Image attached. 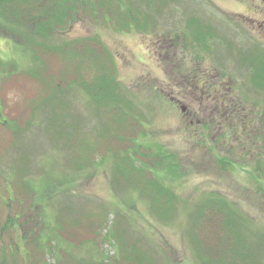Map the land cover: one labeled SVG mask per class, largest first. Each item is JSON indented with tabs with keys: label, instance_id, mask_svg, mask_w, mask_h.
Returning <instances> with one entry per match:
<instances>
[{
	"label": "rangeland",
	"instance_id": "374dc122",
	"mask_svg": "<svg viewBox=\"0 0 264 264\" xmlns=\"http://www.w3.org/2000/svg\"><path fill=\"white\" fill-rule=\"evenodd\" d=\"M75 2L76 16L64 28L53 30L57 43L69 42L62 57L57 51H44L38 73L27 72L35 67L33 60L11 39L0 36V60L5 64L0 68V263L23 264L31 256L41 258L40 264H203L194 234L208 248L217 237L215 231L223 226L229 237L230 230L239 233L244 257L233 260L234 264H264V164L258 159L262 146H231L248 152L244 157L251 161L247 168L236 163L241 158L226 151L219 153L210 144L186 148L184 137L175 129L176 111L152 92L161 86L159 81L166 79L158 69L154 47L165 45L171 53L177 52L176 60L167 63L173 70L196 67L200 58L194 46L198 13L264 9V0ZM236 14V25L254 34L256 23L250 24L249 19L258 20L256 17L262 15L246 13L244 18ZM188 17H194L192 25L187 23ZM139 22L144 26H138ZM217 34L229 40L226 32ZM89 37L95 41L88 46L77 44V52L70 45ZM98 41L104 46L102 56L97 55ZM216 45L223 48L219 40ZM90 46L98 48L92 53ZM231 49L230 56L204 53V63H215L231 75L235 89L241 91L243 108L256 106L257 115L262 112L264 116V101L259 98L260 94L264 97V42L241 39ZM98 57L107 73L114 70L118 83L115 96L124 91V100L131 101L147 130L148 134L140 137L145 146L132 153L135 164L140 163L139 152L153 153L149 146L156 149L161 145L158 139L171 147L167 151L170 158L153 167L158 170L161 185L168 186V198L156 194L158 182L145 183L144 178L151 173L143 177L121 159L126 154L123 149L134 148L128 146V140L135 133L133 123L120 118L112 108L117 100L112 103L105 91L97 94L94 103L86 92L88 85L83 89L67 78L59 87L67 85L66 89L58 93L57 81L51 80L50 75H58L59 68L63 73L68 63L69 73L66 70L64 75L70 77L73 72L83 84L96 82L101 73ZM177 70V80L172 82L175 89L183 87ZM56 92L58 96L53 95ZM254 131L249 132L256 134ZM116 132L121 138L115 137ZM238 134L243 141L247 138L240 131ZM218 154H226L233 166L222 167ZM146 160L144 165H148ZM213 196L227 199L242 214L243 221L236 219L234 228V217L230 222V218H217L213 213L215 203L210 199ZM32 203L39 205L37 212L30 211ZM9 205H23L24 216L19 221L29 216L36 221L34 227L39 226L34 229L30 223L22 225L27 240L42 233L39 241L43 244L37 256L31 254L35 245L26 242L31 251L27 252L21 228L10 222L13 211L19 210ZM50 234L56 238H50ZM234 238L231 234L230 239Z\"/></svg>",
	"mask_w": 264,
	"mask_h": 264
},
{
	"label": "trees",
	"instance_id": "16d2710c",
	"mask_svg": "<svg viewBox=\"0 0 264 264\" xmlns=\"http://www.w3.org/2000/svg\"><path fill=\"white\" fill-rule=\"evenodd\" d=\"M75 0H0V36L3 37H7L9 39H11L14 44H16L17 46L20 47L21 52L25 53L27 55V57L29 59H32L33 62L35 63V67L32 68V71H27V72H34V73H38V69L37 66H39V64L42 61L43 58V54L44 51L47 53H55V51L59 52L60 57H62V53L64 51V47L66 44H68L69 42H62V43H57L55 40L56 38L53 35V30L56 28H64L66 26V23L68 21H70L72 18H74L76 16L77 13H74L76 11V5H75ZM125 13H131L130 10L128 12V10H126ZM145 15V14H144ZM129 17L132 18H136V15H129ZM194 17H188V24H191V21L193 20ZM196 19V18H195ZM128 22V21H127ZM130 23V20H129ZM138 26H144L142 25L140 22L137 24ZM192 25V24H191ZM193 29V26H192ZM192 37L194 38L193 35V30H192ZM86 40H88L89 42H86ZM92 41H95L93 38L89 37V39H85L84 42L83 41H78V40H74L70 43L71 46H74V51L77 52L76 49V45L77 44H83V45H91L90 42L92 43ZM96 45V44H95ZM98 45L100 46V49H97L94 46H90L93 47L91 48V52L94 53L95 50L97 49V55L102 56L103 54H101V51L103 50V45H101L98 41ZM83 50V49H82ZM86 50H83V53H85ZM258 57L254 58V61H257ZM98 60L96 61L97 65L99 66V69L101 70L100 76L97 78V81L94 82V80L90 83V84H83V82L80 80L75 79V77L73 76V72L69 74L70 77H67L68 73H69V68H68V63H67V68H65L67 70V75H64L66 70L62 73L61 69L59 68V74L56 75H50L52 76L51 80L54 83V80L57 81V92H64V89H66L67 85H65L64 88H59L60 85L65 84L64 79L67 78L70 81H74V83L76 84H80L82 86V88H85V85H88V89L86 92H88L91 96L92 101L95 103L98 99L97 94L100 92H105L108 91L109 93L107 94V96H109L111 98V102L115 103V101L117 100V105H114L112 108H114V110H117L119 112V116L120 118H122L124 120V118H128L133 124H137L138 128H134V133L135 135L130 136L129 140H128V146L132 145V147H134L133 149H123V151L126 152L125 155H123V160L126 161L127 163H129L132 168L138 172V174L142 175L143 177H145V172H147L145 169H149L151 168L149 165H144V161H142L141 159L145 160L149 162V157L146 153H141L139 152V159L141 161V163L139 164H134V158H133V150L135 148L140 149L141 147L145 146V143L142 142L143 139H140L141 135H145L148 134L147 130L144 131V126H143V122L140 120L142 119L141 117H139L138 113L136 110L132 109V103L130 100L125 101L124 100V91L120 92L119 97L115 96V90H118V83L114 77V70L113 72L110 71L109 73H107L104 69L103 64L100 61V57L97 58ZM5 64H3L2 60H0V68H3ZM43 67V66H41ZM45 68V67H43ZM31 70V69H30ZM107 73V74H106ZM29 75L32 76H37L34 75L32 73H27ZM53 76H56L58 79L59 78H63L60 82H58V79H55ZM64 82V83H63ZM256 82V81H255ZM54 86V85H53ZM119 90H121L119 88ZM54 93L53 95L58 96V93ZM113 92V94L111 93ZM128 92V91H126ZM130 93V92H128ZM115 100V101H114ZM49 105H51V102L48 103ZM263 106H264V102H263ZM102 107V105H101ZM264 112V111H263ZM122 123V122H121ZM235 132H239L241 130H239V128L237 126H235ZM119 129V128H118ZM108 130V129H107ZM144 131V132H142ZM58 135L59 139L61 138V133L56 132ZM118 132H116L115 137L121 138V136L119 134H117ZM263 134V133H262ZM264 137V135H263ZM136 142H135V140ZM211 148H214L216 151L217 149L219 150V153H222L223 151L228 152L230 155L234 154L236 157H238V159H240L241 161L236 162L239 163L243 166H245L246 168L248 167V165L251 163V161H246V159L244 157L249 156L248 152H243L240 150H235L233 149L231 146H219V147H215L210 145ZM247 145H245L246 147ZM254 146V145H251ZM258 146H262L263 149H260L261 152L258 153V159L260 162H262V165L264 164V143L263 144H259ZM149 148H151L149 146ZM240 151V152H239ZM136 152V151H134ZM262 152H263V158H262ZM220 154H218L217 157H219ZM223 157H219V159L217 160L218 162L222 163L221 166L224 167L223 164H226L228 166H233L232 160H229V158H227L226 154H222ZM230 157H234V156H230ZM133 159V160H132ZM170 162V161H169ZM153 169L154 165L152 163H149ZM257 165V162H256ZM147 167V168H146ZM259 167L261 169L260 173L262 172V168H261V164H259ZM264 167V166H263ZM173 168V167H171ZM172 171H174L173 169H171ZM250 170L252 172H255V169H252V167H250ZM158 172V170H154L153 175L155 176V179H159L160 177L156 174ZM256 174V173H255ZM146 180H144V182L148 185L151 184L152 182L150 180H148L147 178H144ZM156 181V180H155ZM162 183L159 182L157 186L158 189H156V194L165 196V198H168V196L170 195L169 192H167L166 189H168V186H163L161 185ZM161 186V188H160ZM20 194H24V190L20 189ZM27 198L29 199L30 197L27 196ZM212 200V202L215 203V205L213 204V213L215 214V216H217V218H225V220H228L229 218V222L233 219L232 223L234 224V228L235 226H237L238 224L236 223V219H241L242 218V214L234 207L232 206L227 199L222 198L221 196H213L212 198H210ZM208 200V199H207ZM206 200V201H207ZM29 200H25V203H28ZM206 204V202H204ZM10 206V205H9ZM11 207V206H10ZM23 205L22 206H18L15 205L13 207H11L13 210H19L18 213H16L15 211H13V216L10 220V222H12L13 225H16L17 228L18 226L21 228V232L23 233L21 235L23 241H24V245L27 248V252L30 251V247L27 245L26 246V242L30 245H35L33 249V251L31 252V254H34L37 256V252H39L41 246H42V242L39 241L40 236L42 235V233H39L38 235L36 234V238H30L27 240L26 238V233L25 230H23L22 225L30 223L32 225V227L34 229H38L37 226L34 227V225L36 224V221H33L29 216L26 217L25 219L19 221V218L24 216V210H23ZM32 207V208H31ZM30 207V211L31 209H33L34 211H38V207L39 205L36 203H32ZM237 210V211H236ZM22 221V222H21ZM235 221V222H234ZM241 221H243V218L241 219ZM48 229L45 230L46 232L49 231V227H47ZM19 229V228H18ZM223 226H221L219 228V230L215 231V233H217V237H214V242L210 245L209 247L206 248L204 243L201 241L199 235L197 233L194 234V240H195V248L198 254V257L201 259V261L203 262V264H234V261H241V258L244 257V254L240 248L239 242L238 240L240 239L239 237V233L235 231V229L233 231L230 230V237L231 234H234L235 238L232 240L230 239L229 235H228V231H222ZM20 231V230H19ZM44 231V232H45ZM46 234V233H45ZM34 235V234H33ZM51 237L50 238H56L55 236H53L52 234H50ZM49 235V236H50ZM242 238V237H241ZM35 239V240H34ZM36 248V249H35ZM39 248V249H38ZM36 251H35V250ZM16 250V247H15ZM210 251L212 252V254L210 253ZM16 253V252H15ZM234 255V257L232 256ZM31 257V256H30ZM26 257V261L22 262L23 264H27L29 262V264H40V259H37L36 257ZM32 259H35L34 261H31ZM234 260V261H233ZM3 261L5 262V260L3 259ZM68 263V262H67ZM0 264H5L3 262H1Z\"/></svg>",
	"mask_w": 264,
	"mask_h": 264
},
{
	"label": "flooded vegetation",
	"instance_id": "af4514ba",
	"mask_svg": "<svg viewBox=\"0 0 264 264\" xmlns=\"http://www.w3.org/2000/svg\"><path fill=\"white\" fill-rule=\"evenodd\" d=\"M230 13L233 14L222 10H214L213 13H198L196 16L199 32L194 46L200 51V58L196 61V67L181 68L180 71L176 69L180 73V77H182L180 78L183 81V87L181 88L175 89L172 86L174 78L175 81L177 80V75L174 74L176 70L167 66V63L176 60L177 52L171 53L169 48L164 47L165 45L159 46L158 49L154 47L158 69L166 79H162L161 81L163 82L159 81L161 86L156 87V90L152 92L157 97L165 99L168 106L176 111L177 123L175 129H177L178 134H182L184 137L183 141L186 144V148L193 145L196 147L200 144L206 146L210 144L219 147L235 144L253 145L255 143H264V116L262 112L258 116L255 110L256 106L250 108V110L243 108V101L239 94L240 90L237 91L235 89L236 83L232 76L220 70L215 63L210 64V66L204 63L205 57L203 56L206 54L214 56L216 53H222L224 56L227 53L230 56L232 52L231 45L241 42V39H248L249 42H264V9H254L247 12L234 10ZM236 13L244 18L247 17L246 13H260L262 15L260 18L256 17L258 20L249 19L250 24L256 23L254 34L250 33L247 28L236 25V20L238 19ZM223 32L228 34L229 40L218 37L217 33L223 34ZM216 40L222 43L223 48L217 47ZM179 61H181V58H179ZM166 84L169 88L166 87ZM260 95L259 98H263L264 101L263 94ZM250 113L251 115L247 116ZM245 121L246 124L244 125ZM235 126L241 130L240 133L242 135L247 136L244 141V137L240 139L239 132L236 133L234 131L236 129ZM133 127L138 128V125L133 124ZM255 127L256 129H254ZM247 129L249 131L255 130L256 134L250 133ZM174 131L176 132V130ZM158 141L161 145L156 149L150 148L154 152L147 154L150 159L147 162L151 168L152 166L149 163L155 166L157 162L162 163L170 158L167 151L171 147L166 146L164 141L159 139ZM138 147L133 151L138 152ZM217 151L219 152L218 149ZM141 160L144 161L143 159ZM133 161L135 162V160ZM151 168L145 169L147 171L145 175L147 173L150 175L151 173V176L147 179L153 183L161 182V178L158 180L154 178V169Z\"/></svg>",
	"mask_w": 264,
	"mask_h": 264
}]
</instances>
